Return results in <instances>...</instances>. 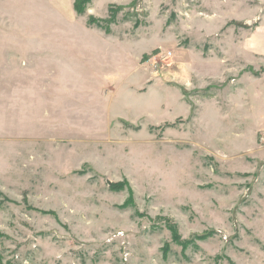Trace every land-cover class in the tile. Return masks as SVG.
Listing matches in <instances>:
<instances>
[{
	"label": "rangeland",
	"instance_id": "374dc122",
	"mask_svg": "<svg viewBox=\"0 0 264 264\" xmlns=\"http://www.w3.org/2000/svg\"><path fill=\"white\" fill-rule=\"evenodd\" d=\"M263 26L264 0H0V264H264Z\"/></svg>",
	"mask_w": 264,
	"mask_h": 264
},
{
	"label": "crops",
	"instance_id": "0c3cea01",
	"mask_svg": "<svg viewBox=\"0 0 264 264\" xmlns=\"http://www.w3.org/2000/svg\"><path fill=\"white\" fill-rule=\"evenodd\" d=\"M252 38H253V40L251 41V46H252L251 48L253 49L254 52H260L261 53V48H262V46L264 44V26L262 28V31L253 34ZM262 53L264 54V50H263ZM249 78H250L251 82L255 81L256 79L259 81V79H260V77H256V76L249 77Z\"/></svg>",
	"mask_w": 264,
	"mask_h": 264
},
{
	"label": "trees",
	"instance_id": "16d2710c",
	"mask_svg": "<svg viewBox=\"0 0 264 264\" xmlns=\"http://www.w3.org/2000/svg\"><path fill=\"white\" fill-rule=\"evenodd\" d=\"M75 9L77 10V12H78L79 14H84V12H85V11L79 6L78 1H76ZM90 23L95 24L94 19H91V22H90Z\"/></svg>",
	"mask_w": 264,
	"mask_h": 264
}]
</instances>
